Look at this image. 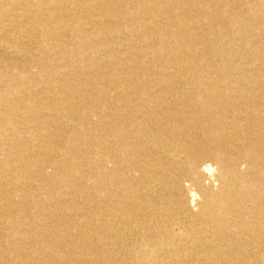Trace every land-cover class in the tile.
<instances>
[{
    "label": "bare ground",
    "instance_id": "6f19581e",
    "mask_svg": "<svg viewBox=\"0 0 264 264\" xmlns=\"http://www.w3.org/2000/svg\"><path fill=\"white\" fill-rule=\"evenodd\" d=\"M38 1L48 9L37 8ZM20 2L0 0V13L8 7L4 12L12 16V5ZM69 3L85 6L88 16L74 19ZM33 7L29 15L43 12L37 22L42 27L29 24L26 51L58 48L55 63L61 66L37 76L24 68L16 76L20 84L0 66V190L14 185L21 207L29 198L23 189L44 180L45 168H57L59 151L51 148L67 143L57 133L90 113L93 140L85 136L82 145L92 148V156L84 161L66 148L61 166L79 181L86 173L93 181L85 192L81 182H64L66 194L59 196L65 207L45 196L48 211L41 219L36 209L29 218L0 213V234L8 231L3 245L15 264H76L80 256L92 264H264V0H34ZM121 11L137 23L127 26L133 40L144 38L141 48L162 66L143 62L140 51V61L117 57L114 47L124 51L130 37L111 26ZM92 18L102 21L86 30ZM99 25L102 57L78 66L61 56L81 54L87 46L81 40ZM151 30L162 40L172 38V45L157 47ZM213 38L216 45L208 44ZM1 43L0 50L19 53L17 45L11 50ZM223 50L229 59L221 57ZM48 75L50 104L33 110L26 95L44 92L37 81L49 84ZM40 117L47 120L32 121ZM3 121H11L9 133ZM9 205L0 200L1 210ZM50 223L61 235L52 234ZM22 227L30 233L45 228L47 239L30 238ZM18 243H32L41 257L32 258ZM77 245L79 252L71 250Z\"/></svg>",
    "mask_w": 264,
    "mask_h": 264
},
{
    "label": "rangeland",
    "instance_id": "374dc122",
    "mask_svg": "<svg viewBox=\"0 0 264 264\" xmlns=\"http://www.w3.org/2000/svg\"><path fill=\"white\" fill-rule=\"evenodd\" d=\"M38 3L39 4H38L37 8L40 9V8L46 7V9H48V6H44L42 1H38ZM33 4H34V0H21V2L19 4L16 3V4H13L12 7L10 6L11 8H13L12 10H14L11 12L12 16H10L9 13L4 12V9H8V7L4 8L2 13H0V40H1L0 42H2L1 43L2 45H4L3 42L5 43L6 46L8 44V46H10L11 50H13V48L17 45L18 46L17 49L19 51V53H16V55H11L9 53H6L5 51L0 50V66L3 68V72H5L4 75H6L8 77L15 78L14 81L18 82L19 84L23 83V82L21 80H17L16 76L19 75L22 72V69H24V68L28 69V72L31 75L37 76L39 73L43 74L45 71H48L53 66H59L60 65V63H58V64L55 63L56 59H58L60 57V56H58V54H59L58 48H52L49 51H43L40 48V46L36 45V47H33L32 49H30L31 51H29V52L26 51V48L24 45L25 38L23 36L26 33L32 31V30H30L29 24L34 23V22L37 23L38 19L40 17V14L43 13V12H40V13H38V15H35V16L29 15V12L32 11V13H33V11L35 9V7H33ZM105 5L107 6V8L114 9V7L109 5V3H107ZM197 5L198 4L195 3V6H194L195 11L198 10ZM220 7H221V4L217 5V8H220ZM67 9H68V12L71 13L72 17L76 20L78 19V21H80V22H82L83 17L87 15L86 13H84L86 10L85 6L84 7H76V6L74 7L72 4L69 3V5H67ZM87 9H88V7H87ZM126 18L129 21H127V23H123V22H125ZM92 19L90 21H88V23H87V21H85L86 25L84 24L83 26L85 27L86 30H89L90 29L89 27H94L97 24L101 23V21H102L100 18H98V19L96 18V20H95V18H92ZM119 21L118 20H116V21L112 20L111 26L119 29V32H117V33H119L118 36L121 35L120 37H122L123 39L128 38L130 36L127 39V41L124 42V43H127V45H129L128 47L130 49L128 51V49H127L128 47H124L123 48L124 51H123L122 47L115 46L114 50L116 52L117 57L121 56L122 58H126V61H127V59L129 60L130 58H134L135 60L140 61V59L137 57V56H140V53H139V51H140L141 53L146 54L145 58L143 59V62L147 60V61H151V63L156 67L162 66V65H159L157 63V60H154L155 58L153 59L149 56V54H148L149 50L148 49L141 48L140 45L144 44L143 42L146 41V40H144V38L142 40H138V39L133 40L134 38L131 37L132 34L130 33V28H128L127 26L132 27L133 25L135 26L137 23H135V21L133 23V20L128 18V15L126 16V14H123V11H121V13L119 14ZM114 22L117 23V25H115ZM41 27L42 26L39 25L37 28L40 29ZM100 31H101V33H100ZM152 31L153 30L147 31V32L149 33L150 38L152 40L156 41L155 44L157 47H161L164 44L166 46L172 45V43H173L172 38H168V39L166 38V39L162 40L156 32L154 33V31L153 32ZM140 32H142V29L140 30ZM37 33L38 32H35L34 34L36 35ZM66 34L68 35V37L70 36V34H68V33H66ZM100 34H104V33H103V30L101 29V27L99 25L94 30V32H92V33L90 32V34H89V37H93L95 40L89 41L88 40L89 37H85V39L81 40V41L84 40L87 44V46H85V49L81 51V54L71 55V54H69V52L65 51L64 54H62L61 56H64L63 58H65V60H67L69 58L70 60L78 61L79 62L78 66H84V65H82L83 63H81V62L85 59L93 61L96 58L102 57L101 53H102L103 47L101 46L100 43H102L105 40L104 39L105 36H102ZM15 41H16V43H15ZM17 42H19V44ZM112 42H114V40L113 41L111 40V44H112ZM52 43H55V41H52V42L50 41V45ZM209 43L211 45H213V43L216 45V40L214 38L211 39L210 41L208 40V44ZM234 47H235V49L238 48L236 50L238 53L242 51L239 44H237V42L234 43ZM126 51H128V52L126 53ZM22 55H24V56H22ZM221 57L226 60V59L230 58V54H228L225 50H223L221 53ZM245 57H246L245 59H247V58L252 59V57H249L247 55H245ZM158 60H160V59H158ZM26 61L28 64L26 63ZM127 64L129 65V63H127ZM74 66L75 65H71V67H74ZM90 66H93V65H90ZM121 66H117V67H121ZM145 67H146V65H145ZM7 79L8 78H6V77L5 78L2 77L1 81L7 80ZM47 79H48L47 81L49 82V80H50L49 75L47 76ZM37 83H38V85L36 86V88L39 90H44V92H42L41 94H39L37 96H34L33 93L30 94V96L26 95L27 100H29V102H31L34 106L33 110H36L37 108H42L41 106H43L44 104H50V98L52 97V94L50 92H46V90L48 91V89L50 87H52L50 82H49V84L46 83L44 85V84L40 83V81L38 80ZM7 85H8V83H5V85L3 84V87L1 88V90H3L4 86H7ZM81 85L82 84L77 81L76 87H81ZM185 87H187V86H185ZM5 90H6V88H5ZM89 110H90L89 108H86L85 112L86 111L88 112ZM46 120H47V117H43V118L40 117L39 119H36V118L32 119V121H34V123L36 122L37 125L42 123V122L44 123ZM88 122H89V124H88ZM94 122H95V117L93 116L92 113H90L85 118V120L84 119L83 120L77 119L74 121L72 120L70 122L71 123V126H70L71 129L69 128L65 132H60V133L55 132L58 134L57 135L58 137H60V138L62 137L67 141V143H65V145H64V148H60V149L58 147H57V149H56V147L51 148L52 151H59V157L55 161L56 163H54V165H56L57 168H55V167L45 168L44 169V172H45L44 180L35 181V182H33V185L32 184L30 185L31 187L28 186V187H25L23 189V192L25 194H27V196L29 198L24 202V204L21 207H17L18 204L16 201L19 200L18 199L19 196L16 195L17 190H15L14 185L9 184L8 186H6L2 190H0V200L5 201V203L8 202L11 205V206L9 205V207H7V208H4L5 210L0 209V213H2V212L5 213L7 215L6 218L7 217L8 218H15L14 215H17V217H21V216L23 217L24 216L26 218H29V216H32V212L34 211V209H36V210H38V214H36L35 217H39V215H40L39 219H41V215L43 214V212L48 211V210L44 209L46 207V205H44L45 203L43 202V200L47 196L52 198L53 203L56 204L57 207L58 206H59V208L65 207L60 202V196H59L63 192H64V194H66L67 189H66V187H64L65 186L64 182H66V181L71 182L75 185H76V183L81 182V185L79 186L80 189L82 191H84V190L87 191L85 186H90V184L93 181L92 178H90V175L87 173L84 174V176H82L83 180L79 181V178L75 174V171H72V170H71V172H68V171L65 172L64 171L65 169H64V167H62L64 165L63 164L64 161L62 162V160H63V153H64L66 148H71V150L67 151L68 155L72 156L73 154H76L77 157H79L80 159L82 158L84 161H85L86 157L92 156V154H88V152L92 151V148H90V151L87 148H85L82 145L83 144L82 140L84 139L85 136H88L89 140H91V141L93 140V124H94ZM23 123H27V121L25 120ZM85 123H86V125H85ZM9 124H11V121L10 122H8V121L2 122L3 132L4 131L5 132L7 131L8 133L10 132V129L8 126ZM27 147L31 148V146H23L22 150L23 151L26 150ZM30 158H31V161H36L38 159L37 157H35V158L30 157ZM83 170L86 171L87 167H84ZM17 173L18 172H13L12 176L13 177L16 176ZM54 186H56V187H54ZM65 197L68 199L71 198L70 195H68V196L66 195ZM70 200L72 202L80 203L81 198L80 197H74ZM7 210H9L11 212L10 215H9V213H7ZM51 212L53 215L51 217L52 221L57 220L58 218L55 215H58L57 214L58 212H54V211H51ZM53 224L54 225L51 224L52 225V228H51L52 234L55 236L61 235V233L58 230L59 228H57L58 225L56 223H53ZM21 229H22L21 233H27L30 236L31 235L38 236V238L42 241H45L47 239L46 234H48V231L45 228L41 227V228L33 229V232H31V233L26 232L27 228H25V227H22ZM7 233H8V231L4 230L0 234V245H2V246H0V255L3 256V258H2L3 262L2 263L3 264H15L17 261V258L12 256L7 245H5V246L3 245L4 242L8 241ZM30 238H32V236ZM81 240L82 239H80L79 241L77 240L78 245L81 243ZM17 245H19V248H22V249L25 248V250H27V249L30 250V254H31L32 258H35V257L40 258L41 257V255L36 256L37 251L35 250V246L32 243H30V244L29 243L28 244L18 243ZM70 248H71V250L76 251V252H79L80 249H82L79 246L78 247L74 246V247H70ZM56 258H64V257L56 256ZM71 258H74V257H71ZM80 260L81 261L79 263H76V264H82V262H84L83 264H89V263L92 264L93 263L91 261L87 262L85 256H80ZM186 260H188V259H186ZM61 261H59L58 263L64 264Z\"/></svg>",
    "mask_w": 264,
    "mask_h": 264
}]
</instances>
